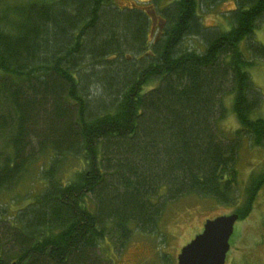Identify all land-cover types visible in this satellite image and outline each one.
<instances>
[{
	"label": "trees",
	"instance_id": "trees-1",
	"mask_svg": "<svg viewBox=\"0 0 264 264\" xmlns=\"http://www.w3.org/2000/svg\"><path fill=\"white\" fill-rule=\"evenodd\" d=\"M219 1L0 0V190L49 159L41 190L0 218V264H110L105 242L154 233L189 194L249 214L264 167L239 197L236 165L242 139L264 153L250 75L264 0H233L226 27H205Z\"/></svg>",
	"mask_w": 264,
	"mask_h": 264
},
{
	"label": "rangeland",
	"instance_id": "rangeland-1",
	"mask_svg": "<svg viewBox=\"0 0 264 264\" xmlns=\"http://www.w3.org/2000/svg\"><path fill=\"white\" fill-rule=\"evenodd\" d=\"M114 1L120 7H126L133 3L149 4L153 0ZM162 2L164 0H161ZM233 7V0H220L201 14L202 24L205 27H226L227 12ZM255 39L264 46V20L255 30ZM250 75L253 84L264 97V60L255 62L250 69ZM225 108V116L219 120L218 129L222 136L231 138L232 131L237 128V122L228 100H225ZM253 116L264 120V100ZM48 162L47 155L39 156L20 173L16 182L0 190L2 220L11 221L19 209L30 203L32 193L41 190L42 174L47 169ZM75 164L73 159L68 158L63 164L61 175L64 177L71 173L76 168ZM263 167L264 153L242 139L236 165L238 174L236 189L239 197L249 175ZM234 209V206L219 204L195 194L185 195L164 205L154 233L145 234L135 231L122 248L115 249L107 241L103 244V251L110 264H177V255L181 248L202 232L206 220L233 214ZM229 245L226 264H264V183L254 196L249 214L239 218L235 223Z\"/></svg>",
	"mask_w": 264,
	"mask_h": 264
},
{
	"label": "water",
	"instance_id": "water-1",
	"mask_svg": "<svg viewBox=\"0 0 264 264\" xmlns=\"http://www.w3.org/2000/svg\"><path fill=\"white\" fill-rule=\"evenodd\" d=\"M238 219L233 213L206 220L202 232L181 248L177 264H225L229 239Z\"/></svg>",
	"mask_w": 264,
	"mask_h": 264
},
{
	"label": "bare ground",
	"instance_id": "bare-ground-1",
	"mask_svg": "<svg viewBox=\"0 0 264 264\" xmlns=\"http://www.w3.org/2000/svg\"><path fill=\"white\" fill-rule=\"evenodd\" d=\"M219 130V129H218Z\"/></svg>",
	"mask_w": 264,
	"mask_h": 264
}]
</instances>
